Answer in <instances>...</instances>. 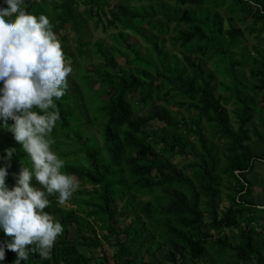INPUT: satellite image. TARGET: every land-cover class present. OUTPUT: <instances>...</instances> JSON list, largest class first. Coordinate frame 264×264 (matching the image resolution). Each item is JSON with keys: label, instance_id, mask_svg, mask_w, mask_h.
<instances>
[{"label": "trees", "instance_id": "16d2710c", "mask_svg": "<svg viewBox=\"0 0 264 264\" xmlns=\"http://www.w3.org/2000/svg\"><path fill=\"white\" fill-rule=\"evenodd\" d=\"M135 1L140 4L24 0L28 13L50 20L75 66L62 32L75 34L80 57L81 47L89 45L88 21L116 33L111 46L92 45L91 69L77 68L79 94L69 95L68 88L54 100L60 119L49 135L70 159L61 171L91 190L81 186L70 208L60 206L58 194L47 196L44 211L62 224L63 233L50 260L33 245L20 264H92L93 252L103 253L99 232L109 242L113 236V264H154L144 262V254L160 249L163 264H264V210L253 200L256 186L264 196L257 172L258 164L264 167V0ZM129 32L146 47L129 43ZM245 34L257 42L250 50L243 45ZM83 93L92 106L85 115L80 103L73 104ZM82 117L97 123L98 140L86 134ZM153 122L162 126L152 129ZM8 148L16 149L10 161L3 159ZM175 157L185 163H175ZM5 165L9 190L20 167L32 169L30 157L0 122V167ZM32 185L45 191L34 178ZM115 207L131 217L120 232L116 226L123 220ZM232 230L233 236L225 233ZM10 242L0 227V243ZM15 260L16 253L5 248L0 264ZM99 263L109 264L107 256Z\"/></svg>", "mask_w": 264, "mask_h": 264}, {"label": "clouds", "instance_id": "9594fccd", "mask_svg": "<svg viewBox=\"0 0 264 264\" xmlns=\"http://www.w3.org/2000/svg\"><path fill=\"white\" fill-rule=\"evenodd\" d=\"M4 3L7 7L0 8V122L30 157L32 169L20 167L9 190L10 165L0 167V227L11 237L10 243H0V261L7 248L16 253L14 264H20L29 258L33 245L42 259H51L63 226L44 211L50 206L47 196L58 194L63 205L80 182L61 171L65 162L52 150L55 141L49 135L60 119L54 100L66 94L73 69L46 16L28 13L24 0ZM15 152V148L5 149L3 159L10 161ZM33 178L45 191L32 185ZM257 208L264 210V205Z\"/></svg>", "mask_w": 264, "mask_h": 264}, {"label": "rangeland", "instance_id": "374dc122", "mask_svg": "<svg viewBox=\"0 0 264 264\" xmlns=\"http://www.w3.org/2000/svg\"><path fill=\"white\" fill-rule=\"evenodd\" d=\"M119 1L120 0H108L109 4H111V5L117 4ZM125 1H126V4H128L129 6H137V5L140 4V2H136L135 0H125ZM83 8L84 7L82 5H80L79 6V11H82ZM104 19L105 18L102 16V20H104ZM236 24H237V26L244 27L242 25H239V23H236ZM224 26L227 27L226 22L224 23ZM85 32H86L85 41H87L89 43V45H86V46L81 47L82 50H83V52L85 53V55H83L81 57L78 55L77 47H78L79 43L76 41L75 34L72 33L68 29L65 30L64 32H62L60 34V36L63 35V34L67 35V46L69 47V50L75 55L76 61L78 63V65L75 66V65L72 64L71 61L68 60V62L70 63V66L73 69V72L71 73V75L68 78V83H69V87H68L69 88V91H68V94L69 95H73V96L74 95H78L79 93H77V92L80 90V88H79L80 85H78L79 82H78V76H77L78 75L77 68L80 66L82 69H86V70L91 69L92 68V64L95 62V59H96L94 57V55H93L94 49H93V46L92 45L96 41H101L102 45L105 48L108 47V46H111V43H112V35L116 33V30H114V29H108L107 31L104 32L102 30V28H101L100 25H98V28L95 29L94 28V20H91V21H88L87 29L85 30ZM57 38H59V36ZM164 38H165V48L171 49V46L169 45V41L166 39L167 37H164ZM243 39H244L243 45H245L248 50H250V48H251L252 45H254V44L257 43L255 41V39L252 36L250 37L248 34H245V36H244ZM128 42L129 43H137L139 45H142L143 48L146 47V44L144 43L143 39L139 35H135V34H132L130 32L128 34ZM116 62L119 65L126 66L122 57L116 56ZM201 62H203V61L201 60ZM206 67L212 69V67L210 66V63H208ZM91 85H94L95 88L97 87V84H94L93 83ZM78 103H80L82 105V107H83V111H82L83 112V115H85L88 112L90 113V108L92 106H90L88 104L87 97H86L85 93L82 94V96H81V98H80L79 101H73V104H75V105L78 104ZM137 107H139V105H137ZM226 107L230 111V115H231L232 105L229 104ZM170 109L171 110H176L174 107H171ZM179 111H180V113H182V115L184 117L186 116V114L183 113L182 110H179ZM177 118L178 119H181V116L180 117H177ZM80 124H81L82 128H84L86 130V134L87 135L93 136L97 140L99 139L100 133H99V129L97 128V123L94 122V121H92V119L90 117H87V118L82 117ZM161 126H162L161 123H159V122H153L150 125V128L156 129V128H159ZM62 140L63 139H60L59 141L65 143V144L67 143V140H63V141ZM51 147H52V150L58 155V157L60 159H62L64 162L65 161L67 162V161L70 160L69 158H67V157L64 158V157H62L60 155V152H63V151L68 150L66 147L60 146L59 148H57L56 146H54V144ZM73 150H75V149H73ZM70 156L73 157V155H70ZM173 160H174L175 163H180V164H182V163L184 164L185 163L184 162L185 161V158L183 159V158H177V157H175V158H173ZM257 167H258L257 168V172L259 174L258 180H264V167H262L259 164L257 165ZM81 186H83L84 189H86V191L91 190V187L89 185H85V184L79 183V188L73 194L72 198L67 203H65L63 205H60V206L63 207V208H70V207H72V205H71L72 204V201H75V200H77L79 198L78 192L81 189ZM142 199L147 200V199H149V197L148 196H145ZM253 200L258 205H264V196H263V193H262V187H260V186H256L255 187V193H254V196H253ZM225 206H227V203L226 202H223V204L221 205V207L224 208ZM114 209H115L116 218H118V221L119 220H123L122 223H120V224H118L116 226V231L120 232V231H122L129 224V222L131 220V217H127V215L121 216V213H122V209L121 208L115 207ZM124 212H127V211L125 210ZM263 217H264V214H263ZM123 218H126V219H123ZM102 233L103 232H99L97 234V236H98L99 242L101 243L102 250H103L102 252L103 253H101V249H97L95 252H93L94 261H92V264H101V263H99V259L102 256V254H104L105 256H107V258L109 260V264H113V260L111 258L112 255L115 252V248H113L111 246L114 243L113 236H110V242H109V240H105L103 238ZM225 233L227 235L230 234V236H233L234 234H236V231L235 230H232V232L225 231ZM119 238L121 240H125L124 239V236L122 234L119 235ZM81 250L85 254H87L84 248H82ZM164 252H165V249H160V251L157 252V253H155L154 256H148V255L144 254V262H146V263H154V264H163L162 263V260H161V256H162V254ZM140 254H143V251L140 252Z\"/></svg>", "mask_w": 264, "mask_h": 264}]
</instances>
